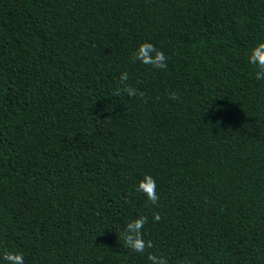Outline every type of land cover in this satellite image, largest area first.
I'll return each mask as SVG.
<instances>
[{"label": "trees", "instance_id": "obj_1", "mask_svg": "<svg viewBox=\"0 0 264 264\" xmlns=\"http://www.w3.org/2000/svg\"><path fill=\"white\" fill-rule=\"evenodd\" d=\"M259 41L264 0H0V249L150 264L122 239L143 215L168 264H264ZM143 42L166 70L131 60ZM125 71L144 99L113 96Z\"/></svg>", "mask_w": 264, "mask_h": 264}, {"label": "clouds", "instance_id": "obj_2", "mask_svg": "<svg viewBox=\"0 0 264 264\" xmlns=\"http://www.w3.org/2000/svg\"><path fill=\"white\" fill-rule=\"evenodd\" d=\"M130 58L133 62L139 61L155 69L166 70L168 66V58L163 51L157 49L149 42L140 43L138 47L133 50ZM247 61L255 70V78L257 80H264V41L257 42L249 49ZM119 85V89L113 93V96H119L121 92H123L129 97L145 98V93L130 83V76L127 71L120 74ZM169 99L177 100L178 96L176 92H170ZM136 191L144 193L151 204H158L160 198L156 191L155 178L152 175L144 174L143 177L137 181ZM147 219L146 216L141 215L136 219H130L126 223L122 233L124 245L134 253H147V260L150 264H168L167 258L162 254L157 255L148 251L154 247V244L151 240L144 239L143 229ZM153 219L158 222L161 217L159 214H155ZM0 260H3L4 264H25L22 253L10 251L7 248L0 249ZM184 264H189V262L185 261Z\"/></svg>", "mask_w": 264, "mask_h": 264}]
</instances>
